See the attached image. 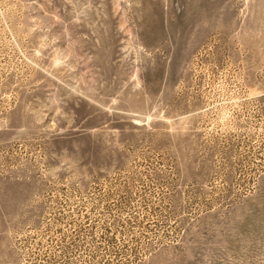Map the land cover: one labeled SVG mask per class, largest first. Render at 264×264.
I'll return each mask as SVG.
<instances>
[{
  "label": "rangeland",
  "instance_id": "1",
  "mask_svg": "<svg viewBox=\"0 0 264 264\" xmlns=\"http://www.w3.org/2000/svg\"><path fill=\"white\" fill-rule=\"evenodd\" d=\"M0 264H264V0H0Z\"/></svg>",
  "mask_w": 264,
  "mask_h": 264
}]
</instances>
